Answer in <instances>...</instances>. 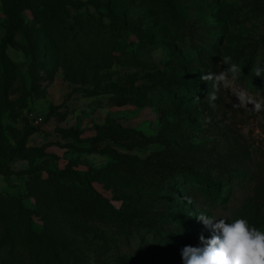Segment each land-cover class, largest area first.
I'll list each match as a JSON object with an SVG mask.
<instances>
[{"label": "rangeland", "instance_id": "374dc122", "mask_svg": "<svg viewBox=\"0 0 264 264\" xmlns=\"http://www.w3.org/2000/svg\"><path fill=\"white\" fill-rule=\"evenodd\" d=\"M225 58L240 71L214 89ZM257 66L264 0H0L7 230L23 211L62 264H182L199 214L264 228V111L233 94L264 99ZM203 178L230 205L191 195Z\"/></svg>", "mask_w": 264, "mask_h": 264}, {"label": "clouds", "instance_id": "9594fccd", "mask_svg": "<svg viewBox=\"0 0 264 264\" xmlns=\"http://www.w3.org/2000/svg\"><path fill=\"white\" fill-rule=\"evenodd\" d=\"M227 69L223 73H206L201 75L204 81H211L214 89L227 86V76L235 79L239 67L224 59ZM255 75L264 76V66H257ZM238 105L248 107L252 104L256 112L264 111V99H255L244 91L233 93ZM209 100L217 99L215 92L209 95ZM198 219L211 235L199 237V245H186L181 249L182 264H264V228L251 225L246 218H218L199 214Z\"/></svg>", "mask_w": 264, "mask_h": 264}, {"label": "trees", "instance_id": "16d2710c", "mask_svg": "<svg viewBox=\"0 0 264 264\" xmlns=\"http://www.w3.org/2000/svg\"><path fill=\"white\" fill-rule=\"evenodd\" d=\"M18 1V0H17ZM17 5V3H16ZM17 14L19 13L18 8H16ZM112 21H115V19H111ZM17 25V18L13 22V26ZM187 178H190L186 176ZM191 184L189 185L190 194L195 196L196 194L199 195V193H202V195L205 197V206H216L220 205L223 207H226V205H230L232 201V197L229 195L218 197L213 194L214 191V184H211L208 180L203 178L200 183H194L190 181ZM207 204V205H206ZM230 207V206H229ZM7 216V213L5 215L0 214V244L4 245H10V248L7 251H10L7 259L3 260L5 261V264H9L10 262L12 264H62L61 260L58 256L55 257H48V256H42V254H33L32 252L36 249V244L43 248V241L41 238L36 237L34 232L31 230L29 226L23 227L22 225L27 224L30 220L25 216V213L23 211H20L17 216V222L16 225H14L12 230H7L9 223L5 220V217ZM4 217V218H3ZM23 233L25 236L26 241L23 246H19L15 248V244H13V238L17 235H20V233ZM32 235V237H31ZM33 238V239H32ZM3 240L5 243H3ZM35 242V243H33ZM42 250V249H41ZM39 250V251H41ZM53 255V256H54ZM17 257V258H16Z\"/></svg>", "mask_w": 264, "mask_h": 264}, {"label": "built area", "instance_id": "2783aa9c", "mask_svg": "<svg viewBox=\"0 0 264 264\" xmlns=\"http://www.w3.org/2000/svg\"><path fill=\"white\" fill-rule=\"evenodd\" d=\"M29 117L35 122V123H41L42 117L41 116H37L36 114H29Z\"/></svg>", "mask_w": 264, "mask_h": 264}]
</instances>
